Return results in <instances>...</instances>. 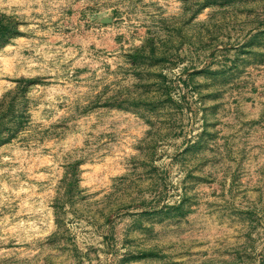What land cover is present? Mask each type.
Here are the masks:
<instances>
[{"label": "rangeland", "instance_id": "obj_1", "mask_svg": "<svg viewBox=\"0 0 264 264\" xmlns=\"http://www.w3.org/2000/svg\"><path fill=\"white\" fill-rule=\"evenodd\" d=\"M0 264H264V0H0Z\"/></svg>", "mask_w": 264, "mask_h": 264}]
</instances>
